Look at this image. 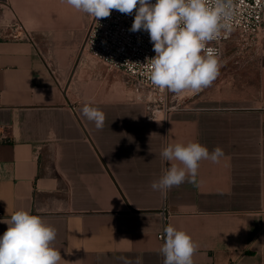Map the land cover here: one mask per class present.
<instances>
[{"label": "crops", "instance_id": "0c3cea01", "mask_svg": "<svg viewBox=\"0 0 264 264\" xmlns=\"http://www.w3.org/2000/svg\"><path fill=\"white\" fill-rule=\"evenodd\" d=\"M70 11L86 15L62 0H0V221L40 216L56 229L59 264H163L169 224L198 244L194 264H264V36L254 51H222L210 87L175 94L179 106L153 117L127 73L90 53L63 83V59L41 51H63ZM89 101L102 130L82 114ZM188 141L225 158L153 191L170 166L162 148Z\"/></svg>", "mask_w": 264, "mask_h": 264}, {"label": "clouds", "instance_id": "9594fccd", "mask_svg": "<svg viewBox=\"0 0 264 264\" xmlns=\"http://www.w3.org/2000/svg\"><path fill=\"white\" fill-rule=\"evenodd\" d=\"M78 12L93 19L107 18L113 9L135 18L130 31L148 32L156 55L150 60V79L154 86L180 95H195L210 87L219 75L220 64L211 47L206 45L231 32L233 0H62ZM87 102L83 116L102 130L105 114ZM155 134V133H153ZM152 134V135H153ZM170 166L152 181L153 191L166 196L189 178L194 181L201 161L221 163L224 150L211 152L197 141L169 142L160 153ZM143 159V158H142ZM0 236V264H59L61 253L53 244L56 229L26 210L15 211ZM159 252L163 264H194L198 244L183 230L169 224Z\"/></svg>", "mask_w": 264, "mask_h": 264}, {"label": "built area", "instance_id": "2783aa9c", "mask_svg": "<svg viewBox=\"0 0 264 264\" xmlns=\"http://www.w3.org/2000/svg\"><path fill=\"white\" fill-rule=\"evenodd\" d=\"M232 10L231 32L226 35L222 32L219 39L206 45L214 49L216 56L221 55L226 41L235 39L250 44L264 30V0H233ZM135 14V10L129 15L113 9L107 18H91L86 28L84 50L105 61L110 68L127 73L136 97L146 102L151 116L166 118L171 110L179 106V102L171 98L167 90L152 84L148 60L156 53L148 32L130 31ZM22 35L23 32L14 36ZM163 216L167 223L169 213L166 209H163ZM158 237L165 241V232L159 233Z\"/></svg>", "mask_w": 264, "mask_h": 264}, {"label": "rangeland", "instance_id": "374dc122", "mask_svg": "<svg viewBox=\"0 0 264 264\" xmlns=\"http://www.w3.org/2000/svg\"><path fill=\"white\" fill-rule=\"evenodd\" d=\"M70 12L63 16V51H47V46L41 51L49 61L57 59L58 56L63 59V83H67L75 71L81 70L82 65L86 62L85 55L89 54L87 50H84V38L88 21L92 17L88 15L80 17L79 14L74 15L72 11ZM77 22H79L78 25ZM18 24L20 25V23ZM259 36H264V30L260 32ZM255 41L250 44L235 39L226 41L222 51H254ZM186 94L187 92H184L178 97L182 98ZM174 95L169 92L171 98Z\"/></svg>", "mask_w": 264, "mask_h": 264}]
</instances>
